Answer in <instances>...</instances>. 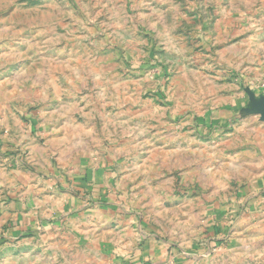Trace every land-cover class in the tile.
Listing matches in <instances>:
<instances>
[{
    "label": "crops",
    "instance_id": "0c3cea01",
    "mask_svg": "<svg viewBox=\"0 0 264 264\" xmlns=\"http://www.w3.org/2000/svg\"><path fill=\"white\" fill-rule=\"evenodd\" d=\"M225 58L229 61V54ZM65 77L63 84L54 75H44L43 80L28 78L33 80L29 86L33 90L24 96H33L34 101L21 102L26 111V117L22 116L26 124L24 155L11 150L17 146L21 129H10L7 136L0 131V166L13 183L2 209L4 232L16 237L46 236L47 241L56 240L66 249L88 253L84 264H212L217 254H211L210 245L228 246V241L224 264H264V230L251 234L255 227L264 228V218L250 217L264 213V148L253 160L243 137L239 141L234 136L240 123H229V117L252 112L264 128V95L230 91L233 80L229 74L219 78L202 75L203 81H192L188 75L174 77L176 90L166 94L161 118L146 108V131L139 137L134 117L145 107L129 106L132 109L122 118L120 104L117 110L100 101L96 105L97 98L121 99V85L115 87L112 97L106 96L105 84L110 81L103 75L104 92L90 96L89 74L78 77L75 88ZM25 83L19 91L26 89ZM203 132H212L208 139L221 137L219 145H214L219 148L208 156L202 152ZM158 162L163 164V173L181 169L199 186L207 173L210 179H217L202 163H226L229 204H215L211 211L215 217L211 229L217 235L195 236L190 241L180 221L166 232L142 215L143 210L187 209L182 197L155 202L153 164ZM142 163L149 164V169L143 171ZM167 176L160 181L158 174L162 186L156 193L185 194L183 189L171 187L173 174L165 179ZM228 208L229 213L242 211L240 219L225 217ZM219 211L224 212L220 218L224 221L216 220ZM225 229H230L229 235L216 238Z\"/></svg>",
    "mask_w": 264,
    "mask_h": 264
},
{
    "label": "rangeland",
    "instance_id": "374dc122",
    "mask_svg": "<svg viewBox=\"0 0 264 264\" xmlns=\"http://www.w3.org/2000/svg\"><path fill=\"white\" fill-rule=\"evenodd\" d=\"M88 74L90 96L104 92L103 75L110 81L105 84L106 96L116 94L117 85L123 88L121 99L97 98V107L99 101L114 110L120 104L122 118L127 109H132L129 106L145 107L134 117L139 137L146 131V108L155 111V118H161L166 94L176 90L174 77L188 75L192 81H203L202 75L216 74L219 78L229 74L233 80L230 91L250 90L264 95V0H0V131L7 136L10 129H21L17 146L11 150L24 155L26 124L22 116L26 117V111L21 102L34 101L33 96H24L33 90V80L28 78L36 76L43 80L44 75H54L63 84L67 76L75 88L78 77ZM24 82L27 90L19 91ZM229 123H240L234 136L239 141L243 137L256 160L259 149L264 148V128L261 129L257 116L252 112L248 116L236 114L229 117ZM211 133L202 134L204 156L219 148L214 145H219L221 137L214 139L213 132L215 136L208 139ZM153 166L155 202L182 197L187 209L143 210L147 221L166 232L172 230L173 222L180 221L186 228L183 234L190 241L195 236L216 234L210 222L213 206L229 204L226 163H202L217 179H210L207 173L200 186L181 169L163 173L161 162ZM142 167L143 171L148 170L149 164L142 163ZM169 173L173 174L171 187L181 188L185 194L156 193L162 186L159 178L164 181ZM12 184V178L0 166V264H84L88 253L66 249L56 240L47 241L43 235L16 237L3 231L2 209L7 205L6 193L8 189L12 191ZM241 213L238 209L229 213L228 208L225 217L236 220ZM222 216L224 212L219 211L216 220L224 221ZM250 217L257 220L264 218V213ZM258 229L264 230L255 227L251 234H257ZM229 231L222 230L216 238H226ZM206 238L209 237L203 240ZM51 246L53 250L49 249ZM228 248L229 241L228 246L211 244V254H217L211 259L212 264H224L222 257L229 254Z\"/></svg>",
    "mask_w": 264,
    "mask_h": 264
}]
</instances>
